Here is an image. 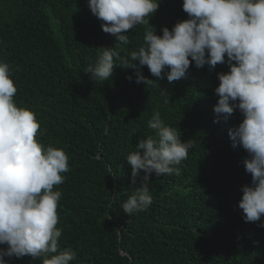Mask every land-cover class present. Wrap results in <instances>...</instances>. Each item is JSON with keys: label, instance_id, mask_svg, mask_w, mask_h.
<instances>
[{"label": "trees", "instance_id": "16d2710c", "mask_svg": "<svg viewBox=\"0 0 264 264\" xmlns=\"http://www.w3.org/2000/svg\"><path fill=\"white\" fill-rule=\"evenodd\" d=\"M185 19L182 0H161L149 23L161 35ZM100 24L88 0H0V59L12 67L14 101L35 114L37 139L68 156L70 171L54 189L62 193L60 250L76 252L71 264H264V228L244 222L238 208L251 175L247 153L232 147L228 130L242 117L234 112L227 122H213L217 73L227 66L192 65L179 81L158 80L169 103L154 85L137 84L132 69L114 67L108 81H93L84 71L100 48H122L125 56L143 44L146 27L131 30L121 45ZM142 74L155 80L146 67ZM156 111L192 148L179 175L150 176L153 203L127 216L122 204L140 178L131 183L126 157L140 139L154 136L148 122Z\"/></svg>", "mask_w": 264, "mask_h": 264}, {"label": "clouds", "instance_id": "9594fccd", "mask_svg": "<svg viewBox=\"0 0 264 264\" xmlns=\"http://www.w3.org/2000/svg\"><path fill=\"white\" fill-rule=\"evenodd\" d=\"M161 0H88L92 15L101 21L106 34L121 45L129 43L128 33L138 25L145 27L143 44L138 50L121 55L123 49L100 48L94 64L85 69L90 78L108 81L114 67L132 69L135 82L155 86L169 103L170 93L157 81L169 84L186 77L190 66L226 65V73H217L214 89V123L227 122L234 112L242 119L228 130L232 147L247 153L245 172L251 175L242 186L238 208L244 222L260 221L264 228V0H182L187 19L161 29L155 34L149 19ZM146 67L155 80L142 74ZM12 67L0 59V264L7 258H43V264H71L76 259L72 249L60 250L62 230L57 227V208L62 193L55 186L65 181L70 171L63 149L45 147L38 139L40 124L35 114L18 107L14 101L17 88ZM133 76L127 77L130 81ZM154 136L140 139L137 151L126 157L131 183L140 186L122 204V211L135 215L153 203L150 176L179 175L191 141L181 142L177 127L164 123L158 111L148 122ZM142 150V151H141ZM143 173L141 176L140 174Z\"/></svg>", "mask_w": 264, "mask_h": 264}]
</instances>
